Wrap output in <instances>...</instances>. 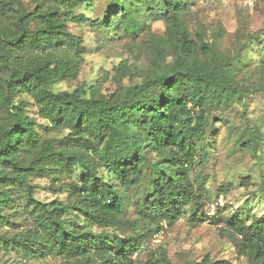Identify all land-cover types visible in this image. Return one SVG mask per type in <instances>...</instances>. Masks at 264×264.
Instances as JSON below:
<instances>
[{"label":"trees","instance_id":"obj_1","mask_svg":"<svg viewBox=\"0 0 264 264\" xmlns=\"http://www.w3.org/2000/svg\"><path fill=\"white\" fill-rule=\"evenodd\" d=\"M92 1L0 0V108L8 116L0 125V219L7 218L1 211L12 208L18 189L31 219L23 234H0V244L28 258L60 257L63 264H172L164 248L144 261L135 256L162 223L172 225L186 209L193 221L198 212L205 215L210 194L195 166L209 137V115L239 103L244 116L248 97L264 93V78L242 80L249 65L243 50L228 54L217 40L193 39L184 0H108L104 19L75 12ZM145 19L160 21L164 31L150 40L156 67L139 82L122 86L127 68L120 63L112 92H104L105 78L87 90H51L77 76L86 53L68 23L89 24L106 35L109 20L114 32L136 35ZM258 44L264 49V42ZM21 95L33 99L47 124L27 115ZM37 125L56 134L40 136ZM247 130L242 143L257 155L264 132L257 125ZM77 167L83 174L67 182L64 201L33 196L31 176L63 187ZM140 183L144 198L135 206L130 233L104 231L126 224L120 189ZM257 193L264 201V175ZM69 213L82 223L68 222ZM223 228L238 255L264 264V210L250 220L226 218ZM192 264L231 263L206 255Z\"/></svg>","mask_w":264,"mask_h":264},{"label":"rangeland","instance_id":"obj_2","mask_svg":"<svg viewBox=\"0 0 264 264\" xmlns=\"http://www.w3.org/2000/svg\"><path fill=\"white\" fill-rule=\"evenodd\" d=\"M23 1L32 4V0ZM184 1L187 4L184 20L193 39L201 36L209 42L217 40L219 48L228 54L243 50L242 57L247 59L249 65L240 72L242 80L253 82L259 77L264 78V49L258 46L259 42H264V0ZM109 8L108 0H93L89 4H82L75 12L84 13L92 19H104ZM113 23L108 20L110 26L106 35L89 24L68 23V30L82 38L86 53L77 76L70 81L51 85V90H87L88 86L105 78L103 90L112 92L118 86L117 67L120 63L127 68L120 81L122 86L139 82L143 75L156 67L150 40L163 34L164 25L157 20L145 19L137 34L131 35L122 29L114 32ZM21 97L27 102V115L34 117L38 124H47L40 117L33 99L28 95ZM242 110V104L236 103L228 108L213 110L209 115V137L205 148L198 153L195 166L210 194V200L202 209L205 215L202 217L198 212L195 216L199 219L193 221L191 212L186 209L172 225L162 223L160 230L143 244L135 256L136 260L144 261L151 252L164 248L172 264H192L206 255L214 260H229L231 264H249L245 256L237 254L223 226L226 218L250 220L264 210V201L257 193L264 175V146L254 155L242 143L243 132L248 131V126L257 125L264 132V93L248 97L244 108L246 116L242 115ZM7 119V113L0 108V125L5 124ZM36 130L40 136L56 134L46 132L40 125L36 126ZM57 138H62V134ZM82 174V169L77 167L63 187L52 185L49 177L33 175L30 177L33 196L42 202L64 201L68 193L67 182L79 181ZM119 193L124 202L123 218L126 224L104 231L125 236L130 233V226L138 216L135 206L143 202L144 183L126 191L120 189ZM16 195L18 198L12 208L1 211V216H7L8 221L3 217L0 219V234H23L31 225V219L25 213L28 208L23 206L22 190L18 189ZM213 216L214 219H208ZM66 219L72 224L82 223L73 213H69ZM0 264L63 262L55 256L24 257L21 252L0 244Z\"/></svg>","mask_w":264,"mask_h":264}]
</instances>
